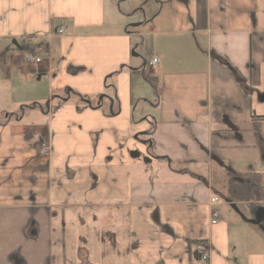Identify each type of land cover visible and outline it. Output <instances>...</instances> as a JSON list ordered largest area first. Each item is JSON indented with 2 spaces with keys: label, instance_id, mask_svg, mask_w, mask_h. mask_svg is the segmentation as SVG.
<instances>
[{
  "label": "crops",
  "instance_id": "1",
  "mask_svg": "<svg viewBox=\"0 0 264 264\" xmlns=\"http://www.w3.org/2000/svg\"><path fill=\"white\" fill-rule=\"evenodd\" d=\"M263 93L264 0H0V264H264Z\"/></svg>",
  "mask_w": 264,
  "mask_h": 264
},
{
  "label": "rangeland",
  "instance_id": "2",
  "mask_svg": "<svg viewBox=\"0 0 264 264\" xmlns=\"http://www.w3.org/2000/svg\"><path fill=\"white\" fill-rule=\"evenodd\" d=\"M22 47H23L24 51H27L26 45H22ZM35 80H37V76H34L32 81L35 82ZM98 98H100V97H98ZM41 104H42V106H45L46 102H43ZM32 105H33L32 103L28 102V103H24L22 107L18 106V108L17 107H15V108H17L18 111H19V109L26 110V108H32L33 107ZM4 117H5V115H4ZM0 118H3V117H0ZM262 187H263V191H264V182L262 184ZM262 199L264 200L263 195H262ZM112 213L113 212H107L106 216H110V215H112ZM89 231H94V232L96 231V235L98 236L97 238H99L100 240H104V242H106V244H105V247H103L102 252L100 254H98L99 255L98 258L89 259L87 262L88 264H120V262L123 261L122 259H123L124 241L125 240H122L121 236L117 238L116 234L109 233L108 230H106V229L99 230V228H97L96 230L95 229L92 230V228H89L87 230H84V232L82 234H78V235H81V237H83V236L86 237V236H88ZM114 238H115V241H114ZM107 240H109L108 244H107ZM55 242L53 244L54 247L56 245ZM76 242L78 243V241H76ZM56 257L57 256L55 255V251H54V253H53L54 263L57 260ZM87 263H85V264H87Z\"/></svg>",
  "mask_w": 264,
  "mask_h": 264
},
{
  "label": "built area",
  "instance_id": "3",
  "mask_svg": "<svg viewBox=\"0 0 264 264\" xmlns=\"http://www.w3.org/2000/svg\"><path fill=\"white\" fill-rule=\"evenodd\" d=\"M64 29H65V27H61L59 31L63 32ZM23 61L27 65H38L39 63L42 62V58L37 56V55H34L28 51H24L23 52ZM158 63H159V59L157 57L153 56L149 59L148 66L152 68V67H155L156 65H158ZM48 150H49V147H48L47 142L41 141L39 143V151H40L41 155L47 154ZM263 197H264V194H263ZM216 201H217V199H211L210 202L214 203ZM215 217H216V215L213 214V223L216 221ZM195 249L200 255L201 262L206 263L207 260L209 259V248L202 243H197Z\"/></svg>",
  "mask_w": 264,
  "mask_h": 264
},
{
  "label": "trees",
  "instance_id": "4",
  "mask_svg": "<svg viewBox=\"0 0 264 264\" xmlns=\"http://www.w3.org/2000/svg\"><path fill=\"white\" fill-rule=\"evenodd\" d=\"M27 51L34 54V55H39V54H44L46 53V48L42 44L40 47L36 48L34 45H26ZM248 180L250 183V192L251 195L253 196L254 194L262 195L264 194L262 184L264 182V174H250L248 175Z\"/></svg>",
  "mask_w": 264,
  "mask_h": 264
},
{
  "label": "water",
  "instance_id": "5",
  "mask_svg": "<svg viewBox=\"0 0 264 264\" xmlns=\"http://www.w3.org/2000/svg\"><path fill=\"white\" fill-rule=\"evenodd\" d=\"M258 102L264 104V93H263V94H260V95L258 96Z\"/></svg>",
  "mask_w": 264,
  "mask_h": 264
}]
</instances>
